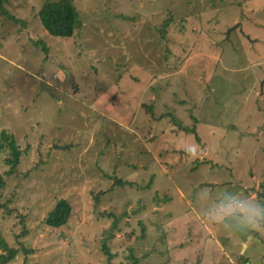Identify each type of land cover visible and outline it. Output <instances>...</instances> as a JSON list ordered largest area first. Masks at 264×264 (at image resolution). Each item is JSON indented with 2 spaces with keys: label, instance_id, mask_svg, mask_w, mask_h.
Instances as JSON below:
<instances>
[{
  "label": "rangeland",
  "instance_id": "obj_1",
  "mask_svg": "<svg viewBox=\"0 0 264 264\" xmlns=\"http://www.w3.org/2000/svg\"><path fill=\"white\" fill-rule=\"evenodd\" d=\"M46 1L0 16V133L27 148L6 244L23 226L26 264H264V0H71L70 38Z\"/></svg>",
  "mask_w": 264,
  "mask_h": 264
},
{
  "label": "trees",
  "instance_id": "obj_2",
  "mask_svg": "<svg viewBox=\"0 0 264 264\" xmlns=\"http://www.w3.org/2000/svg\"><path fill=\"white\" fill-rule=\"evenodd\" d=\"M6 3L7 0H0V16L24 28L25 23L6 10ZM36 16L46 33L57 38H70L73 36L74 32L81 27L79 13L71 0H48L40 7ZM34 44L39 45L40 43L34 42ZM41 49L42 51H47L43 44H41ZM184 131L188 134H195L194 128L184 129ZM4 151L6 152V156L3 160V165L7 166L8 170L4 175L0 174V196L1 192L5 189V177L17 174L20 159L27 153V148L22 151L17 145L15 137L3 131L0 133V153ZM42 163L43 161L40 160L34 168L40 167ZM24 176H26V174ZM10 204L11 199L3 202L0 197V211L3 210L6 214H11L15 210L8 207ZM70 216V204L65 200H59L43 218L42 224L51 229L60 228L66 225ZM22 220L20 221L21 225L23 224ZM21 227V233L15 237L17 245L15 248L8 246L0 236V264L12 262L18 255H22L24 258L23 264H26L27 258L32 254V250L27 248L26 242L23 240L27 232L23 226Z\"/></svg>",
  "mask_w": 264,
  "mask_h": 264
},
{
  "label": "water",
  "instance_id": "obj_3",
  "mask_svg": "<svg viewBox=\"0 0 264 264\" xmlns=\"http://www.w3.org/2000/svg\"><path fill=\"white\" fill-rule=\"evenodd\" d=\"M236 28V27H235Z\"/></svg>",
  "mask_w": 264,
  "mask_h": 264
}]
</instances>
